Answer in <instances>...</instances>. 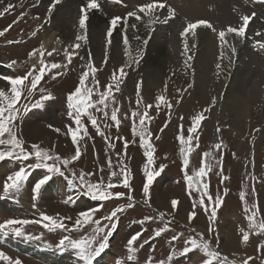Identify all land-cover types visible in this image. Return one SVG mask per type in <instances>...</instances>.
<instances>
[{
    "label": "rangeland",
    "instance_id": "rangeland-1",
    "mask_svg": "<svg viewBox=\"0 0 264 264\" xmlns=\"http://www.w3.org/2000/svg\"><path fill=\"white\" fill-rule=\"evenodd\" d=\"M19 1L15 4L13 11L4 17H0V30H2L17 20L18 17H21L23 13L22 19L14 24L4 37H0V77L7 76L14 78L17 75L23 76L33 64L38 65L40 59L39 54L37 53L35 56L29 58L28 53L33 49H38L41 45L44 46L43 41L46 39L45 37L50 35L47 31V29L49 30L48 23L45 24L46 20L42 21L37 19L35 14L31 16V11L34 10L33 0ZM179 1L177 0L178 6H180ZM98 2L102 8H106L105 11L113 12V16H124L128 11L134 10L136 6L140 5L137 3L133 4V0H123L121 4L110 3L109 0H98ZM162 2L174 10L176 16L170 21H174L177 24V32L180 35L183 27L179 26V11L173 5V0H164ZM232 2L231 0L230 3L232 4ZM45 5L47 6L48 4ZM4 6L0 5V10ZM194 6H192L193 9ZM210 10L212 12L211 5L206 6L205 11L210 12ZM229 10L237 19L240 18L242 13L251 14L255 12L256 16L247 26L246 32L252 30V38L250 37V40L254 39L264 42V26L261 27L256 23L257 16L261 15L263 16L261 18H264V7L262 5L255 4L252 1L236 0L230 5ZM93 11L97 12L100 16L104 14V11H101V9ZM161 14L167 15V8L158 10L157 15ZM78 15L79 13L74 22L75 27L77 26L76 29L74 28L76 35L79 32L77 23ZM141 15L143 16V14ZM147 20L148 17H144L141 21L147 23ZM206 21H209L216 28L217 32L232 24V22H227L224 25H218L219 23H215L208 18ZM262 24H264V19H262ZM198 29L196 30L197 35L195 37L190 34L187 36L189 44H194L196 42L195 38L201 37L200 31L205 30ZM209 30L211 35H215L214 39L217 43H214L216 48L214 53L210 52L211 47H206L207 55L209 54L215 57V60L209 67V75L196 67V47H190L189 49V54L192 56V60L189 63L192 65V68L186 69L184 66L186 57L182 55L184 52L183 43L181 44L175 40H167V38L163 37V34H160L161 30H159L157 25L154 24L151 26V29L148 28L147 39L149 40V36L151 38L157 35L156 39H160V42L164 44V49L168 53L169 58L173 60L171 61V65L174 70L170 73H167L166 70L160 72L159 77L151 79L149 82V84L151 83L150 86L145 82L144 78V71H147V69H143V61L146 56L145 48L140 62L138 64L132 62V58L136 55V49L141 46L142 38L141 41L135 40L134 37L137 34L127 29L131 53L129 56H125L124 54V44L122 41L118 46L122 50L120 56L114 60L112 57L113 53L108 52V59L105 64V51H102L101 54H92L88 47L89 41L82 43L81 48L77 50L79 55L73 57V61L69 65L68 70H65L55 79L52 77L58 70H52L41 80L31 98L25 100L22 97L19 102L20 105L28 103L31 106V104L39 100L41 95H52L53 99L42 101L43 107L31 108L22 120L17 121L16 131L18 136L24 140L26 148H30L31 144H39L43 148L52 149V151L61 156H71L74 154L75 146L71 143V138L65 135V133L67 132V126L71 125L75 127V125L72 122V118L67 114V95L78 85L79 76L83 71V66L87 62L89 53L93 58L94 65L101 69L96 74L100 84V91H103V86L111 81V74L114 71H117L122 65L131 63V67L125 68L127 77L124 83L120 85L121 91L115 92L113 90V95L116 97L120 108L118 118L121 120V124L119 128L117 129L116 125L110 120L111 107L117 106L116 104L110 105L109 119L107 121L103 119L102 113H96L95 109H91L93 114L96 115L102 130L115 147H109L104 137L96 135L95 129L91 127V124L87 121V117L84 116L82 119L92 138L84 137L83 140L79 141L82 156L78 161L73 162L69 166L77 174L80 171L95 173L94 176L90 177L93 182L103 178L105 183H107V177L110 171L108 168L109 160H111L113 165V169L111 170L118 171L122 166L119 162L123 161V164L131 172L132 178L130 183L132 185L135 206L131 209L126 208L125 211L118 214L116 218L118 227L116 233L114 232L115 235L110 238V248H107L105 250L106 253L101 254L102 256L98 257L94 261V264H160L161 261H163V264H202L203 259H206V257L199 250L188 254L187 257H181L175 254L178 250H182L184 239L189 235H195L190 232V228H195L198 232L204 233L205 239L209 240L213 248L219 251L222 256H227L229 260H236L237 264L249 256L253 257L249 264H261V260H264V250L259 249L260 245H264V232H261L259 229H249L244 212L246 204L251 208L256 203L258 204L257 221H264V156L262 154L264 148V144L262 143L264 137V51L256 48L246 52L247 58H251L259 64L258 69H256L259 70V75L249 71H246L249 72L246 74L243 70L240 72V76L244 80L246 79L242 96L248 100L249 97L255 96V99L252 98L253 101L249 100L250 105H253L249 120L241 121L239 125L241 128L231 126L227 116V106L224 103L226 96L224 92H227V87L234 77L240 55L237 50L236 55L233 57L228 45L233 46V43L238 44L241 41L234 34L228 35L226 37L228 45H225L223 49L225 56L223 59H218L220 57L221 47L217 32H213L212 29ZM33 31H37L35 37L31 36ZM257 32H260L261 36H256ZM9 41H14V43H9ZM18 47L22 48L20 49ZM66 47L70 48L66 45L61 46L57 40L53 43L50 41L47 47H44L45 53L53 49H56V52L51 57L45 55V62L65 63L63 52ZM81 56L85 57V59L81 60ZM118 58H121L120 63H118ZM16 59L19 61L17 62ZM13 60L16 61L14 65L11 64ZM217 63L221 64L220 70L216 68ZM241 64L243 65V62ZM252 69L255 70L254 67ZM218 72L219 75H217ZM240 73L236 76H239ZM230 76L233 77L231 78ZM90 79L91 77H89V82ZM137 83L141 84L140 91L143 101L153 104V107L149 109L151 119L147 121V127L153 134L151 143L155 148V162L151 167L159 170L161 165H165L163 171L159 176L155 177L150 187L151 207L143 203V170L147 160L143 155L144 149L139 145V136L133 135L131 131L133 121L131 111L137 110L135 96ZM189 83L193 84L191 89L184 92L183 95L177 92V89L183 90L187 88ZM165 84H167L166 89ZM6 86L7 81L0 79V88H5ZM41 87L44 89L43 93L39 91ZM161 94L172 104L171 110L166 108L163 103L159 111L155 108V97ZM212 97L217 98L216 104L205 114L208 118L202 121L201 126L197 129L199 140L193 142L192 147L194 151L189 154V174H191L194 170H198L200 160L203 158L202 154L206 151L212 153L211 162L215 167L203 180L209 184V192L213 198L215 199L219 195L223 198V202L217 210V218L214 224L215 230L209 233L207 231L209 226L208 214L199 206V193L194 189H188L184 181L183 172L181 171L182 157L179 152L181 145L177 141L176 136L183 134L187 137V128L191 125V117L211 104ZM94 99H98V97H94ZM177 100H180V103H176ZM258 104L261 105L260 110L258 109ZM125 113L128 114L129 119L124 118ZM180 117H183V120ZM32 122H35L43 131L38 136V139L30 137L32 135L30 133L31 131L29 132L27 130V125ZM166 122L168 126L165 128L164 125ZM104 123L110 124L111 127L105 128ZM48 125H52L53 128H60L61 132L57 133L53 131ZM181 125H183V128H181ZM217 127L220 128V132L216 131ZM161 128H164L163 132L160 131ZM257 129L259 131H256ZM117 137H123L129 142L126 150L124 149V141L117 139ZM156 137H159V139H156ZM220 142H222V148L215 149L214 145ZM53 145H55L54 148ZM188 146L187 144L185 145V147ZM221 153L223 159L221 163L216 164V161L220 159ZM203 159L206 163L209 162L208 158ZM33 162L34 158L25 162V167H27V164ZM20 166V162L11 159L0 161V195H3L2 185L6 176L18 170ZM101 167L104 168L103 173L99 171ZM221 170L228 177L223 183L220 182L221 178L217 175ZM29 172V179L19 193L9 198L0 199V222L9 218L39 219L41 213L53 217H56L57 214L71 216L74 220L80 212L95 208L100 209L96 213L95 219H100L108 215L114 208L127 204L126 196L120 199L113 198L108 201L92 200L78 190L70 188L66 180L58 175L53 176L42 187L38 197L33 200L32 186L42 178L45 171L43 169H29ZM253 175L256 177L255 180L250 179ZM113 182L117 183L118 181L116 178H113ZM157 182H159L158 185L162 188V191L168 189L171 192L169 201H163L161 205L156 203L153 194ZM253 185L256 189L255 194L251 193ZM51 186H53L52 191H56L54 194H51V190L48 193V187L50 188ZM225 188L228 189L227 195L224 194ZM113 191L127 193V189H124L122 186H118ZM241 191H245L248 194L246 195V201L240 200L239 193ZM172 199L179 201L178 210L173 214L175 217L174 221L168 225L169 230L167 232L163 233L160 237H155L154 231L164 226V223L170 217L166 216L164 222L159 219H153L152 221L141 224L139 221L145 216L156 217L158 211L171 213L170 201ZM205 201L207 203V198H205ZM194 203L196 204L195 210L197 215L192 224L188 225L187 213L193 210ZM210 211L211 206L209 205V214ZM65 223L70 227L72 222L66 221ZM105 223L108 222L102 221L101 226ZM224 228L231 232V235L233 234L234 237L227 235L222 237L221 230ZM25 230L27 234L39 236L40 239L24 240L12 236H0V251H3L13 259H20L22 264H80L73 251H60L57 248V244L65 235H69L72 238H79L91 232V228L88 226L79 232L55 230L50 233L42 229L39 225L25 226ZM241 230L249 232V241L247 243H241ZM137 232H141L142 235L135 242V254L129 259L127 240ZM176 233H183V236L180 240L169 243L171 236ZM217 238L220 241L218 245L216 243ZM170 253L173 254L171 261L167 259Z\"/></svg>",
    "mask_w": 264,
    "mask_h": 264
},
{
    "label": "snow or ice",
    "instance_id": "snow-or-ice-1",
    "mask_svg": "<svg viewBox=\"0 0 264 264\" xmlns=\"http://www.w3.org/2000/svg\"><path fill=\"white\" fill-rule=\"evenodd\" d=\"M61 2L62 0H50L48 7L49 16L54 11L56 5L60 4ZM109 2L121 4L123 0H109ZM252 2L264 5V0H252ZM0 4H3V0H0ZM101 7L102 6L98 0H86V3L81 4L77 21L79 32L75 36V41L71 47H66L64 49L63 54L66 61L65 63H46L44 59L45 55L51 57L53 53L56 52V49L45 53L43 45H41L38 49H33L28 53L29 58L35 56L37 53L39 54L40 59L38 61V65L33 64L23 76L17 75L14 78L7 76L0 77V79L7 81V86L5 88H0V146H2V148H0V161L11 159L13 161H18L21 164L18 170L7 175L4 179L2 185L3 195H0V199L9 198L14 194L19 193L24 188L25 183L30 176L29 169H43L45 171V174L42 176V178H40L32 186L31 191L33 200L38 197L42 187L46 185L53 178V176L56 175L64 178L70 188L78 190L84 196L90 197L92 200L108 201L113 198L120 199L125 196L127 197L126 205L114 208L108 215L100 219H95L96 213L100 210L99 208H95L89 211L80 212L78 215H76L74 220L71 216L57 214L56 217H53L41 213L39 219L9 218L3 222H0V236H12L24 240L40 239L39 236L26 233L25 226L28 225H39L42 229H45L50 233L55 230H63L64 232H79L86 226L90 227V233L82 235L79 238H72L69 235H65L59 240L57 244V248L60 251H73L80 264H94V261H96L97 258L100 257L101 254L104 253L105 250L110 246V237L118 227L116 222L118 214L125 211L126 208L131 209L135 206L132 185L130 183L132 178L131 172L127 166L123 164V161L119 162L122 166L118 171L111 170L113 169V165L111 160L108 161V168L110 171L107 177V183H105L103 178L97 179L95 182H93L90 179V177L95 175L93 172L85 173L84 171H80L79 174H77L76 171L69 168L73 162L78 161L82 156L79 141L83 140L84 137L92 138L89 135V131L82 119L84 116L87 117V121L91 124V127L95 129L96 135L104 137L106 142H108L109 147H115V145L111 143L106 133L102 130L96 115L93 114L91 109H95L96 113H102L103 119L107 121L109 119L110 105L116 104L117 106L111 107L110 120L116 125L117 129L119 128L121 124V120L118 118L120 108L118 102L116 101V97L113 95V90L115 92L121 91L120 85L124 83V80L127 77L125 68L131 67V63L122 65L117 71H114L111 74V81L103 86V91H100V84L96 74L101 69L94 65L93 58L89 53L87 62L83 66V71L79 76L78 85L67 95V114L72 118V122L75 125V127H72L71 125L67 126V132L65 133V135L71 138V143L75 146L74 154L71 156H61L60 154L52 151V149L43 148L39 144H31L30 148H26L24 140L17 134L16 122L22 120L23 117L31 110V108L43 107L42 101L53 99L51 94H47L41 95L39 100H37L34 104H31V106H29L28 103L22 105L19 103L22 97L27 100L33 96L34 91L37 90V86L49 72L52 70H58L52 77L55 79L65 70H68L69 65H71L73 61V57L79 55L77 50L81 48L82 43L88 42V22L90 20V13H92L93 10H100ZM165 8H167V15L161 19L160 15H157V12L158 10ZM13 10L14 5H5L3 9L0 10V17H4ZM141 14H143V16ZM174 16V10L168 7L165 3L161 2V0H149V2H145L136 6L134 10L128 11L124 16H113L108 21V26L105 32L104 63H107L108 46L113 43V34L115 31H119L123 37L125 56H129L131 54L127 29L130 27L134 30H137V24L135 22H130L129 18H134L135 21H141L144 17H148L146 27L151 29V26L156 23L167 24L171 19L174 18ZM255 16V12L251 14H244L239 18L241 23L238 27L229 25L225 29H221L218 32L209 21L201 19L194 22H188L180 32L184 46V52L182 55L186 57L184 60L185 68H192V65L189 63V61L192 60V56L189 54V49L190 47H196L195 44H189L187 39L189 34L195 37L197 35L196 30L200 27L212 29L213 32H217L221 47V53L218 59H223L225 56L223 49L225 45H228L226 37L230 34H234L235 37L239 38L240 41L243 42L246 38V28ZM22 17L23 13L21 14V17H18V19L13 21L12 24H9L4 29L0 30V37H4L5 34L13 27V25L22 19ZM45 23H47V21H45ZM37 31H33L31 36L35 37L37 35ZM256 36H261V33L257 32ZM134 39L141 41V37L139 35H136ZM148 42V39H143L141 41V46L136 49V55L132 58L133 63L138 64L140 62L144 52L143 46L147 45ZM9 43H14V41H9ZM228 47L230 48L232 56L234 57L237 52L236 48L232 45H228ZM253 47L264 51V42L257 40L253 43ZM80 59L84 60L85 57L81 56ZM11 64H16V61H11ZM216 68L220 70L221 64L217 63ZM217 75H219V72ZM89 77H91L90 82ZM192 87L193 84L189 83L187 88L183 90L177 89V92L183 95L184 92H187ZM166 88L167 84H165V89ZM140 89L141 84L137 83L135 93L137 110L131 111V118H133L131 131L133 135L139 136V145L144 149L143 155L147 160L143 170V203L151 207L150 187L155 177L159 176L163 171L165 165H161L159 170L151 167L155 162V148L151 143V137L153 134L147 127V121L151 119L149 109L153 107V104L145 103L143 101ZM39 91L43 93L44 89L41 87L39 88ZM94 97H98V99H94ZM216 101L217 98L212 97L211 104H209L207 107H204L201 111L197 112L191 117V125L187 128V137H185L183 134H178L176 136L177 141L181 145L179 152L180 156L182 157L181 171L183 172L184 181L188 189H194L199 193V206L200 208L204 209L206 214H208L209 226L207 231L209 233H212L215 230L214 224L217 218V210L221 207L223 202V198L219 195H217L215 199L213 198L209 192V184L203 180V178H205L215 167V165L211 162L212 153L210 151L204 152L202 157L208 158L209 162L206 163L205 160L201 158L198 170H194L191 174H189V154L194 151L192 147L193 142L199 140V137L197 136V129L201 126L202 121H205L208 118L205 114L211 110V108L216 104ZM162 103L166 108L171 110L172 104L166 100L165 96L163 94L157 95L155 97V108L157 111H159ZM176 103H180V100H177ZM124 118L129 119L127 113L124 114ZM180 119L183 120V117H180ZM167 126L168 124L166 122L164 127L166 128ZM48 127L52 128V130L57 133L61 132L60 128H53L52 125H48ZM104 127L108 128L111 127V125L104 123ZM181 128H183V125H181ZM163 130L164 128L160 129L161 132H163ZM216 131L220 132V128L217 127ZM256 131H259V129ZM117 139L124 141V149L126 150L129 142L123 137H117ZM156 139H159V137H156ZM133 143H135V141H133ZM186 144L189 146L185 147ZM54 147L55 145H53V148ZM214 148L221 149L222 142L216 143ZM33 158L34 162L27 164V167H25V162H28ZM222 159L223 155L221 153L220 159L216 161V164L221 163ZM50 161L51 163H49ZM99 171L103 173L104 168L101 167ZM217 175L220 176L221 183L228 179V177L223 174L222 170L217 173ZM113 178H116L118 182L114 183ZM250 179L255 180L256 177L253 175L250 177ZM118 186H122L124 189H127V193L113 191V189L117 188ZM255 191L256 189L253 185L251 193L255 194ZM227 192L228 189L225 188L224 194L227 195ZM246 195L248 194L245 191H241L239 193L240 200L246 201ZM205 198H207V203ZM178 204L179 201L177 199H172L170 201L171 213L158 211L156 217L145 216L139 221V223L144 224L145 222L152 221L153 219H159L160 221L164 222L165 217L169 216L170 219L164 223V226L159 227L154 231V236L160 237L163 233L169 230L168 225L174 221L175 217L173 214L177 212ZM209 205L211 206L210 214ZM195 209L196 204L194 203L193 210L187 213L188 225L192 224L194 218L197 215ZM244 212L248 221V228L251 230L259 229L261 232H264V221H257L258 204L254 203L251 208H249L246 204L244 207ZM66 221L72 222L70 227L65 223ZM102 221H107L108 223H105L103 226H101ZM241 231V243H247L249 241V232L244 230ZM190 232L194 233L195 235H189L183 240L184 246L182 250H178L175 253L176 255L187 257L188 254L199 250V252L203 253V255L206 257V259H203L202 264H237L236 260H229L227 256H222L219 251L213 248L209 240L205 239L204 233L198 232L195 228H190ZM141 235V232H137L127 240V252L129 254V259H131L132 255L135 254V242ZM182 236L183 233H176L172 235L169 243L180 240ZM219 242V238H217V245ZM259 249L264 250V245H260ZM172 258L173 254L170 253L167 259L171 261ZM252 259L253 257L249 256L246 259L241 260L239 264H249ZM0 262H2V264H22L20 259H13L6 255L3 251H0ZM160 264H163V261H161ZM261 264H264V260H261Z\"/></svg>",
    "mask_w": 264,
    "mask_h": 264
},
{
    "label": "bare ground",
    "instance_id": "bare-ground-1",
    "mask_svg": "<svg viewBox=\"0 0 264 264\" xmlns=\"http://www.w3.org/2000/svg\"><path fill=\"white\" fill-rule=\"evenodd\" d=\"M164 0H161V2ZM171 1V0H170ZM231 0H180V6L177 5V0H173V5L176 7L177 11H179V22L181 27H184L188 22L190 21H195V20H200V19H210L214 21L215 23H219L218 25H224L227 22H232L231 26L238 25L241 23L240 19H237L234 14H232L229 10L230 5L233 4L236 0H232V4L230 3ZM20 2L19 0H3V4L0 5H7V4H12L15 6L16 3ZM149 2V0H133V4H141ZM183 2V3H182ZM85 0H62V2L58 5H56L54 11L51 13L49 16L48 14V7L50 4V0H33V6L34 10L31 11V16L32 14H35L36 18H39L40 20H46L48 23V34L49 36H46L45 40L43 41V48L47 47L48 43L50 41L56 42L58 41V44L61 46H69L74 43L75 41V36H76V30H74L75 27V20L77 18V14L79 13V8L81 4H84ZM45 4H48L47 6ZM195 5V6H194ZM211 5L212 7V12L205 11L206 6ZM18 6V5H16ZM194 6V9L192 8ZM106 8L101 7V11H104L103 16L98 15L97 12L93 11L94 13H90V20L88 22L89 26V49L91 50L92 54H101L102 51H105V32L106 28L108 26V21L112 18L113 12L111 11H105ZM166 11V10H162ZM33 12V13H32ZM245 13H242L244 15ZM166 16L165 14H161L160 17L163 19V17ZM176 16V15H175ZM174 16V17H175ZM263 16L259 15L257 16V22L261 27L264 26L262 24V19ZM178 18V17H177ZM130 22H135L137 24V30H134L132 28L130 29L134 34L139 35L142 40L147 39L148 35V27H146L147 23H144L142 21H135L134 18H129ZM251 22V21H250ZM45 23V24H47ZM157 27L159 30H161L160 34H163V37L167 38V40H175L179 43H183V40L181 39L177 24L174 21H169L167 24H162V23H156ZM235 26V27H236ZM237 26V27H238ZM226 27V26H225ZM254 28V27H252ZM251 28V29H252ZM200 29H205L204 31H200L201 37L195 38L194 44H196L195 50L197 51L196 54V67L199 68L201 71H204L208 74L209 72V67L215 60L214 56H210L209 54L207 55L206 47H211L210 52L214 53V50H216L214 43L215 41V35H211V32L208 28L200 27ZM260 29V28H259ZM180 30V28H179ZM182 30V29H181ZM199 30V29H198ZM175 32V34H174ZM255 32V31H254ZM253 32V33H254ZM157 35L152 36L149 38V42L147 45H144L143 48H145V58L143 61V69H147V71H144V78L145 82L149 84L152 78L159 77L160 72L166 70L167 73L172 72L174 69L172 68L171 65V60L169 58L168 53H166V50L164 49V44L160 42V39H156ZM252 36V30H249L246 32V38L244 39L243 42H237L238 44H234L233 46L236 47V50L239 52V61L236 65V72H234V77L232 78V81L230 85L227 87V92L225 95V104L227 106L228 110V118H229V123L231 126H238L241 128L240 123L241 121H247L251 117V111L253 108V105H250V101H253L252 98L255 99V96H251L248 99H245L242 95V90L243 86L246 83V79L242 78L241 71L243 72L249 71L253 72L254 74H258L259 70L258 66L259 64L254 61L253 59L247 58L246 52L248 50H254L256 48L253 47V43L256 41L254 39L250 40V37ZM252 38V37H251ZM166 40V39H165ZM123 41V37L120 34L119 31H115L113 34V43L108 46V52L113 53L112 57L115 60V58L120 56V52L122 51L118 46L120 43ZM180 44V45H181ZM217 44V43H216ZM191 45V44H190ZM58 46V45H57ZM22 48V47H18ZM112 48V49H110ZM213 48V49H212ZM208 50V49H207ZM193 51V50H192ZM153 53V56H152ZM210 53V54H212ZM120 63V59L118 58ZM249 59V60H248ZM20 60V58H19ZM16 59V61H19ZM243 62V65L241 64ZM232 65V64H231ZM257 65V66H256ZM254 67L255 70L252 69ZM235 68V67H234ZM231 70V69H230ZM245 70V71H244ZM176 71V70H175ZM200 72V71H199ZM249 72H246L248 74ZM175 73V72H174ZM198 73V72H197ZM204 73V74H206ZM238 73L239 76H236ZM245 74V75H246ZM264 74V73H263ZM209 75V74H208ZM233 75V74H232ZM259 75V74H258ZM151 84V83H150ZM149 84V86H150ZM153 84V83H152ZM202 100V99H200ZM199 100V101H200ZM252 103V102H251ZM261 103V102H260ZM225 106V107H226ZM258 109H261V105L258 104ZM264 110V109H263ZM227 118V119H228ZM264 127V126H263ZM262 129V128H261ZM264 129V128H263ZM27 130L32 134L30 137L34 139H38V136H40V133H42L41 127L37 126L35 122H32L27 125ZM234 132V130H232ZM263 131V130H262ZM239 132V131H238ZM235 133V132H234ZM263 133V132H262ZM262 135V134H261ZM264 136V135H263ZM264 144V137H263V142ZM259 149V148H258ZM259 152V151H258ZM264 156V148L262 152ZM264 164V163H263ZM159 182L156 184V188L153 191V194L155 196V201L158 205H161L164 202L169 201L170 197V191L166 189L165 191H162V188L158 185ZM52 188V189H51ZM165 189V188H164ZM163 189V190H164ZM51 190V194H54L56 191L53 190V186L50 188L48 187V193ZM168 198V199H167ZM221 235L222 237L224 235L234 237V235H231V232L227 231L225 228L221 230ZM110 248V246H109ZM108 248V249H109ZM106 253V252H105ZM103 255V253H102ZM101 255V256H102Z\"/></svg>",
    "mask_w": 264,
    "mask_h": 264
},
{
    "label": "water",
    "instance_id": "water-1",
    "mask_svg": "<svg viewBox=\"0 0 264 264\" xmlns=\"http://www.w3.org/2000/svg\"><path fill=\"white\" fill-rule=\"evenodd\" d=\"M115 233H116V231H115ZM115 233L113 234V236L115 235ZM113 236H112V237H113Z\"/></svg>",
    "mask_w": 264,
    "mask_h": 264
}]
</instances>
